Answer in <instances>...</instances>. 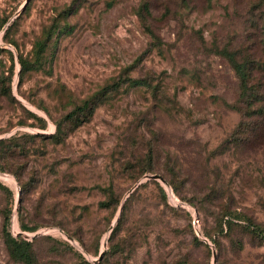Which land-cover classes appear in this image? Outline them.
<instances>
[{"label": "rangeland", "instance_id": "rangeland-1", "mask_svg": "<svg viewBox=\"0 0 264 264\" xmlns=\"http://www.w3.org/2000/svg\"><path fill=\"white\" fill-rule=\"evenodd\" d=\"M0 140V264H264V0H0Z\"/></svg>", "mask_w": 264, "mask_h": 264}, {"label": "trees", "instance_id": "trees-1", "mask_svg": "<svg viewBox=\"0 0 264 264\" xmlns=\"http://www.w3.org/2000/svg\"><path fill=\"white\" fill-rule=\"evenodd\" d=\"M51 39L50 34L46 37L45 40L39 41L37 43V47H36V61L39 62V58H41L46 50L47 44L49 42V40ZM20 64H21V73H23L24 71H26L29 66L31 65V62L23 55H20ZM240 72V76H244L243 72L241 69H239ZM92 102L91 100H87L84 102V104L80 107L81 110H85V109H92ZM59 130V127H58ZM5 140H0V144H3ZM4 156H12L11 154H9L8 152H5ZM173 192L175 193L174 189L172 188ZM25 191V187L22 188V195ZM167 197L168 193L166 191ZM176 195V193H175ZM103 205L106 203H102ZM10 221V216L6 217V225L8 224V222ZM226 222V226L229 227L232 224V220L228 219L225 221ZM223 226V225H222ZM24 230H28V231H36V227H28L26 225H23ZM257 232V231H256ZM260 236H262V238L264 239V232L263 233H258ZM8 245L12 254V257L17 259V260H30L31 259V254L29 253V246L31 245V242L28 240H23V239H19V238H15L12 235H10L8 233Z\"/></svg>", "mask_w": 264, "mask_h": 264}, {"label": "water", "instance_id": "water-1", "mask_svg": "<svg viewBox=\"0 0 264 264\" xmlns=\"http://www.w3.org/2000/svg\"><path fill=\"white\" fill-rule=\"evenodd\" d=\"M149 178L157 179V178H161V176L155 174V175H151V176H149ZM166 190H167L168 192H171V191H172L171 187H167ZM41 233H43V232H42V231H39V232H37V233H34V236H36V235H38V234H41ZM103 255H104V251L101 252V254H100V256H99V259H101V258L103 257Z\"/></svg>", "mask_w": 264, "mask_h": 264}, {"label": "built area", "instance_id": "built-area-1", "mask_svg": "<svg viewBox=\"0 0 264 264\" xmlns=\"http://www.w3.org/2000/svg\"><path fill=\"white\" fill-rule=\"evenodd\" d=\"M171 189H172V188H171ZM167 193H168L169 198H170L171 195H172L173 197H176V195H175V193L173 192V190H172L171 192H168V191H167Z\"/></svg>", "mask_w": 264, "mask_h": 264}]
</instances>
